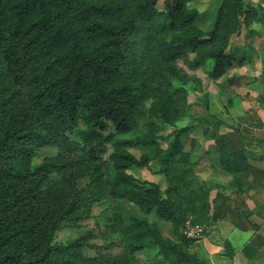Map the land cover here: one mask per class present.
<instances>
[{
	"label": "trees",
	"instance_id": "obj_1",
	"mask_svg": "<svg viewBox=\"0 0 264 264\" xmlns=\"http://www.w3.org/2000/svg\"><path fill=\"white\" fill-rule=\"evenodd\" d=\"M158 1L0 0V264H100L102 257L82 253L92 233L69 243L55 234L63 221L82 218L77 178L97 167L96 148L104 141L114 171L108 194L170 222L178 236L172 241L155 222L130 215L122 224L128 248L155 246L168 264H202L189 251L196 238L181 229L189 216L207 215L209 190L191 182L194 162L181 139L175 135L161 147L157 137L162 124L187 121L180 134L197 120L188 88L202 81L177 59L191 69L212 61L208 76L217 79L237 59L232 35L250 18H262L252 5L244 13L241 0H221L212 28L203 30L195 24V0H172L164 10ZM79 122L84 128L71 140ZM139 125L144 134L117 137ZM54 145L67 154L33 167L35 150ZM141 147L155 148L165 189L153 181L143 186L128 171L149 165L147 153L130 151ZM89 183L100 187L96 178ZM113 264L126 261L114 256Z\"/></svg>",
	"mask_w": 264,
	"mask_h": 264
},
{
	"label": "crops",
	"instance_id": "obj_2",
	"mask_svg": "<svg viewBox=\"0 0 264 264\" xmlns=\"http://www.w3.org/2000/svg\"><path fill=\"white\" fill-rule=\"evenodd\" d=\"M261 47L260 36L253 32L240 49L232 47L240 62L234 61L223 74L229 80L224 88L227 112L211 109L219 118L227 115L223 122L233 135L229 133L217 142V136L209 132L221 127L210 131L208 127L207 133L195 135L193 145L186 149L191 152L195 172L202 174H198L195 187L209 190L207 215L186 221L199 231L196 236L190 231L187 235L196 238L189 251L202 264H264V65H250L256 55L262 57ZM190 111L194 117H204ZM191 125L187 126L189 131ZM218 133L222 134L220 130ZM223 150L224 164L220 161ZM197 160L200 163L196 165ZM140 215L155 222L160 230L171 225L154 213Z\"/></svg>",
	"mask_w": 264,
	"mask_h": 264
},
{
	"label": "rangeland",
	"instance_id": "obj_3",
	"mask_svg": "<svg viewBox=\"0 0 264 264\" xmlns=\"http://www.w3.org/2000/svg\"><path fill=\"white\" fill-rule=\"evenodd\" d=\"M171 1L172 0H159L157 8L159 10H164L167 5L171 4ZM241 1L244 13L251 14L247 8L249 5H252L256 9H259L258 15L261 16L262 19L257 20L250 18L248 23L242 24L239 30V35H232L229 47L231 50L232 47L240 49L242 43L250 37L251 32H253L256 36H260L262 57L256 55V58L251 60L250 65L261 67V65H264V0ZM220 4L221 0H195L190 2V5L195 7L198 11L195 24L203 30H210L213 26ZM240 18L242 19L243 15H241ZM259 21L263 22L259 24ZM240 35L241 37H238ZM256 44L258 43H255V45ZM193 56V53H187L186 58L190 59ZM239 62L240 61H237V63ZM177 63L189 74L196 75L201 79V88L194 83L189 86L188 100L192 112L196 115H200L201 113L204 117H201V115L197 116L196 118L198 121L196 120L192 123L190 131L189 127H186L185 132H182L183 134H179V128L183 126L186 121L180 120L177 122L176 126H166L165 124H162L157 137L160 146L166 147L168 142L172 140L175 135H177L178 138L181 139L184 148L189 149L191 140L195 141V135L202 136L207 133L206 129L208 127V131H210L217 128V125L221 127L218 130H220L222 134H219L218 130L209 132L211 135H216V139L220 136H227L229 133H232L233 135L234 131H230L227 124L223 122V119H226L227 115L225 114L224 118H219L211 112L212 108L214 110H223V114L224 111L225 113L227 112V94L226 89H224L227 85H229L227 76L223 75L220 77L222 79L210 78L208 76V70H210L213 64L212 61H208L205 65L197 69H191L182 57L177 59ZM237 63H235L233 67L237 66ZM226 74H228V72ZM139 121L141 122V119H139ZM83 128V123L79 122L76 130L69 134L70 139L76 141L78 139L79 132ZM144 132L145 128L139 125L134 131L124 135H117V137H133L137 134H144ZM106 134H108V131H106ZM154 150V147L131 148L130 151L135 156L138 157L141 153L145 152L151 156V161L146 167H133L128 171L134 176L136 182L142 184L143 186H146V182H159L161 189L163 190L166 188L165 176L161 171L158 161L154 158ZM59 152L67 154L66 147L54 145L41 146L37 148L32 157V166L34 167L40 164L44 158L53 157ZM110 152V142L104 141L96 148L98 161L95 162L98 164L97 167L93 168L91 173H88L87 176L84 175L77 178V186L84 199V204L80 209L82 218L73 222L63 221L56 231V241L60 243H69L79 236L90 232L93 234V237L88 240L85 246L82 247V253L88 258L102 257L100 264H113L114 256L124 259L126 264H168L155 246L145 247L135 252H132L128 248L126 244V234L122 229V224L129 223L130 215H141L137 206L126 200L116 199L110 196L106 191V184L114 174V171L109 163L108 156ZM197 163L199 164L200 160H197L196 165ZM193 173L191 182H199L197 181V176L198 174L202 176V174L200 172L196 173L195 170ZM50 177L53 179L60 178L59 174L55 172H52ZM95 178L100 187L90 185L89 182ZM97 188H103L105 191H103V193H99ZM188 218L191 222L194 221V218ZM186 224L188 223H185L183 229H181V233L185 234L187 231H190L194 236H196L199 231L191 229V226ZM161 229L163 236H167L172 241H178V236L173 233L171 225L163 226ZM86 264L96 263L93 261Z\"/></svg>",
	"mask_w": 264,
	"mask_h": 264
}]
</instances>
